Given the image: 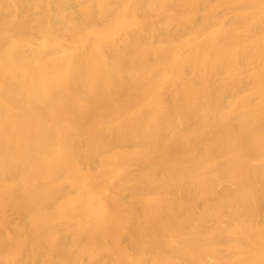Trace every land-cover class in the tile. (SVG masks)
I'll use <instances>...</instances> for the list:
<instances>
[{"label": "bare ground", "instance_id": "1", "mask_svg": "<svg viewBox=\"0 0 264 264\" xmlns=\"http://www.w3.org/2000/svg\"><path fill=\"white\" fill-rule=\"evenodd\" d=\"M0 264H264V0H0Z\"/></svg>", "mask_w": 264, "mask_h": 264}]
</instances>
